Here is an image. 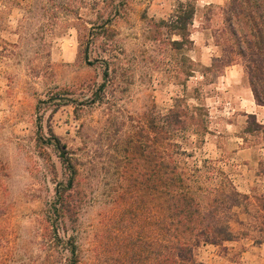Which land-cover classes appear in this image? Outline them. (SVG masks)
<instances>
[{"label":"rangeland","instance_id":"374dc122","mask_svg":"<svg viewBox=\"0 0 264 264\" xmlns=\"http://www.w3.org/2000/svg\"><path fill=\"white\" fill-rule=\"evenodd\" d=\"M180 1L196 6L185 57L159 24ZM228 1L0 0V264H68L69 239L76 264H102L104 218L124 206L123 193L131 202L138 192L133 181L147 172L151 121L181 97L207 112V133L177 140L187 168L227 177L251 196L254 205L239 215L244 225L232 228L243 244H263L255 243L264 217L254 198L264 196V131L247 133L251 120L225 72L199 69L220 55L214 35ZM241 86L248 87L244 73ZM51 133L75 172V222L67 227L51 215L70 176L61 152L39 141Z\"/></svg>","mask_w":264,"mask_h":264},{"label":"trees","instance_id":"16d2710c","mask_svg":"<svg viewBox=\"0 0 264 264\" xmlns=\"http://www.w3.org/2000/svg\"><path fill=\"white\" fill-rule=\"evenodd\" d=\"M195 13L193 2L180 1L167 20L159 21L169 34L177 37L170 41V46L183 57L193 46L191 27ZM221 14L223 26L214 35L220 55L210 66L199 65V69L203 76L210 73L222 76L228 67L241 64L256 105L264 107V0H229L221 8ZM206 115L203 106H190L181 97L163 116L151 121L155 136L150 140L147 172L134 179L139 189L132 201L123 193L124 206L104 218L99 263L201 264L196 260L199 247H221L225 242L237 240L232 226L244 225L239 215L242 209L254 205L253 198L239 192L227 177L203 178L196 174L197 170H189L184 161L187 154L177 143L185 133L192 136L207 133ZM246 117L251 120L247 133L257 135L264 131L254 115ZM39 141L61 152L62 164L70 170L67 182L56 190L50 209L55 224L71 226L75 222V203L70 195L73 166L64 157L65 146L53 133L49 138L40 136ZM210 183H215L212 188ZM254 200L257 213L261 214L258 216L263 218L264 196ZM255 243H264V237ZM66 246L70 254L68 264H76L74 240L69 239Z\"/></svg>","mask_w":264,"mask_h":264},{"label":"crops","instance_id":"0c3cea01","mask_svg":"<svg viewBox=\"0 0 264 264\" xmlns=\"http://www.w3.org/2000/svg\"><path fill=\"white\" fill-rule=\"evenodd\" d=\"M242 68L239 65L228 67L224 71L223 79L226 81L229 91L236 94L240 109L247 115H254L257 122L264 126V107L256 105L249 85L244 88L241 86L244 73ZM244 241L225 242L221 247L201 246L198 248L201 251L199 262L202 264H264V243L262 245L249 242L243 244ZM221 248L223 251L219 252Z\"/></svg>","mask_w":264,"mask_h":264}]
</instances>
